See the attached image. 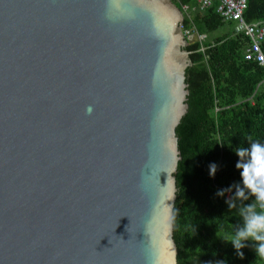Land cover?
<instances>
[{
  "label": "water",
  "instance_id": "obj_1",
  "mask_svg": "<svg viewBox=\"0 0 264 264\" xmlns=\"http://www.w3.org/2000/svg\"><path fill=\"white\" fill-rule=\"evenodd\" d=\"M172 0H0V264H178Z\"/></svg>",
  "mask_w": 264,
  "mask_h": 264
},
{
  "label": "trees",
  "instance_id": "obj_2",
  "mask_svg": "<svg viewBox=\"0 0 264 264\" xmlns=\"http://www.w3.org/2000/svg\"><path fill=\"white\" fill-rule=\"evenodd\" d=\"M172 2L188 9L182 11V30L204 35L184 47L190 65L185 71L187 110L175 129L180 152L173 206L177 263L264 264L255 241L244 242L242 258L228 241L243 226L241 210L255 203L247 190L248 199L232 198V186L241 181L236 151L253 142L264 144V66L245 59L249 37L235 31L236 22L223 20L215 4L199 10L192 0ZM243 19L264 23V0H247ZM260 47L264 52V40Z\"/></svg>",
  "mask_w": 264,
  "mask_h": 264
},
{
  "label": "clouds",
  "instance_id": "obj_3",
  "mask_svg": "<svg viewBox=\"0 0 264 264\" xmlns=\"http://www.w3.org/2000/svg\"><path fill=\"white\" fill-rule=\"evenodd\" d=\"M236 154L240 158L235 166L240 170L241 181L232 186L235 188L232 198L248 199L245 191L247 190V193L255 198V203L247 204L241 210L243 226L228 241L233 244L241 258L243 253L239 250L245 247L244 242L255 241L256 254L264 258V144L253 142L248 148L238 149ZM215 171L216 165H210V174L214 175ZM228 191H231V188L219 190L217 195Z\"/></svg>",
  "mask_w": 264,
  "mask_h": 264
},
{
  "label": "built area",
  "instance_id": "obj_4",
  "mask_svg": "<svg viewBox=\"0 0 264 264\" xmlns=\"http://www.w3.org/2000/svg\"><path fill=\"white\" fill-rule=\"evenodd\" d=\"M199 10L211 7L215 4L216 12L225 21H234L235 31H242L250 39V46L245 49L244 56L247 60H255L259 65L264 66V52L260 44L264 40V23L252 22L246 23L243 19V12L246 9L247 0H192ZM183 12H187L186 6H183ZM183 31V30H182ZM187 40L197 37L201 40L204 35H198L189 30L183 31Z\"/></svg>",
  "mask_w": 264,
  "mask_h": 264
},
{
  "label": "rangeland",
  "instance_id": "obj_5",
  "mask_svg": "<svg viewBox=\"0 0 264 264\" xmlns=\"http://www.w3.org/2000/svg\"><path fill=\"white\" fill-rule=\"evenodd\" d=\"M221 31H222V30H220V29H219V30H218V31H216V32H217V33H221ZM216 32H215V33H216Z\"/></svg>",
  "mask_w": 264,
  "mask_h": 264
},
{
  "label": "crops",
  "instance_id": "obj_6",
  "mask_svg": "<svg viewBox=\"0 0 264 264\" xmlns=\"http://www.w3.org/2000/svg\"><path fill=\"white\" fill-rule=\"evenodd\" d=\"M194 7H196V6L194 5ZM194 7H192V9H193ZM187 10H188V9H187Z\"/></svg>",
  "mask_w": 264,
  "mask_h": 264
}]
</instances>
